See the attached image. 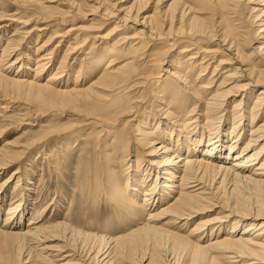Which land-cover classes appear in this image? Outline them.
Returning a JSON list of instances; mask_svg holds the SVG:
<instances>
[{
    "label": "bare ground",
    "instance_id": "bare-ground-1",
    "mask_svg": "<svg viewBox=\"0 0 264 264\" xmlns=\"http://www.w3.org/2000/svg\"><path fill=\"white\" fill-rule=\"evenodd\" d=\"M49 1L53 0L41 1L40 8L53 7L44 3ZM86 1L93 2L87 5L88 14L98 17L108 14L116 19L111 30L95 36L89 49L79 58L87 61L79 65L76 75L85 62L90 63L93 71L98 70L96 78L88 85L82 86L76 83L77 80L68 84L69 80L62 78L64 72L72 70L66 57L75 53L85 40L67 45L44 81H38L35 76L42 69L52 67L66 35L77 26L62 33L53 31L51 41L39 44L33 51L36 66L26 65L23 66L25 69H20L17 65L12 76L1 70L19 61L18 48L6 43L0 49V87L10 102L23 105L19 108L23 110L21 117H12V112L5 114L7 105L1 104L0 120L6 122L0 124V137L5 131L7 135L12 123H16L17 128H25L0 144V173L21 159L30 158V152L37 150L36 158L46 162L47 172L55 171V182L58 181L68 173L66 162L76 153L78 141H83L88 149L96 146L87 134L80 136L79 132L83 126L93 124L99 128L98 132L105 133L103 140L111 138L110 150L119 156L118 164H115L116 168L112 167L113 159L107 154L103 167L95 163L90 169L88 150L81 147L77 157H82L74 166L73 174L77 179L74 192L79 203L85 204L87 188L92 196L90 200L103 199L101 208L111 204L117 215L133 216L131 218L139 226L122 235L87 233L84 236L91 237L93 244L88 246L86 253H77L73 240L70 242L64 234L67 231L64 221L49 222V219L45 223L42 220L45 211H50L48 218L55 215L58 195L39 211L37 207L34 210L26 205L30 192L35 193V187L28 186L27 183L34 182L28 176V168L20 163L0 179L2 204L6 196L2 195L4 185L15 178L0 223V235L7 236V240L0 241V246L10 257L17 259L26 252V259H38L40 264H184L179 257H187L189 264L193 261L264 264V207L259 206L252 214L238 201L234 202L233 208H224L218 199L220 210L211 216L206 214L217 207L218 203L213 202L211 194L224 180H246L264 187V117L256 120L258 112L264 109V39H259L264 34V7L251 16L252 22L260 20L261 26L252 30L259 43L248 51L245 48L248 31L244 28L247 17L238 12L236 5L240 0H149L144 5L134 4L141 0H132L131 3L129 0H114L111 10L102 5L104 0ZM256 1L264 5V0ZM150 2L154 7L147 11ZM72 6L75 8L73 14L61 9L56 12L68 16L81 10L79 2L72 0ZM208 6L222 7L227 17L223 13V18L214 20L211 15H205L208 12L204 9ZM5 13H0V18ZM15 13L18 12L14 11L10 16L18 22ZM34 17L31 14L21 19V28L24 29ZM45 28L39 26L35 29ZM23 37L21 35L18 41ZM106 46L109 49L104 52ZM115 46L131 53L130 56L119 60L113 53ZM172 47L173 51L167 54ZM11 55L15 57L6 60ZM137 58L142 61L135 62ZM139 65L148 69L138 73ZM210 67L211 74L205 78ZM28 70L33 71V78L25 72ZM85 78L87 75L80 83ZM214 78L219 80L216 86ZM131 86L135 87L131 91L137 95L129 101L125 89ZM31 88L37 89L38 93H32ZM42 92H46V96ZM252 93L256 94L253 98ZM22 95L35 102L43 97L44 104L39 109L54 104L61 109L84 110V117H79L78 124L45 130L49 123L37 124L36 117L31 116L39 114L24 102ZM144 95L151 96L149 104ZM48 96H59L60 100L49 101ZM137 101L143 104L141 108L132 104ZM228 104L231 106L229 110L226 108ZM151 110L157 113V117H149L153 115ZM137 111H146V116L135 117ZM228 114L231 115L229 125ZM117 119L120 123L116 127L109 126ZM134 121H137V127L131 137L121 128L135 125ZM150 123L152 126L148 127ZM34 125L44 128L36 131ZM89 128V133L95 129ZM245 130L248 131L247 138L243 141ZM21 135L27 136L18 140ZM72 136L75 137L72 144L62 141H69L68 137ZM52 139L55 146L48 147ZM240 142L241 148L236 151L235 146ZM144 155L152 156L144 160ZM42 161H36L40 171L39 177L35 178L37 185L43 172ZM152 173V180L148 183ZM55 184L59 187V183ZM40 196L37 197L41 200ZM33 201L31 203L35 204ZM30 209L34 211L31 215ZM28 214L22 227L20 222ZM14 218L11 226L9 223ZM184 227L187 232H180ZM69 232L74 235L76 230L70 228ZM148 240L160 245L163 252H143ZM140 245L143 247L139 249Z\"/></svg>",
    "mask_w": 264,
    "mask_h": 264
},
{
    "label": "rangeland",
    "instance_id": "rangeland-1",
    "mask_svg": "<svg viewBox=\"0 0 264 264\" xmlns=\"http://www.w3.org/2000/svg\"><path fill=\"white\" fill-rule=\"evenodd\" d=\"M23 1H25V2H23ZM41 1H43V0H16L15 2H13V0H0V13L3 14L6 12L5 16L0 18V49L6 43H8L7 45H12V46L16 45L15 48H18L16 50V53H20L19 61L13 63L8 69L1 70V72L6 73V75H8V76H12L15 72L17 65H20V69L26 65H28L31 68H34L36 66V64L33 61V60H35V56H34L33 51L35 50V48L39 44L50 42L51 38L53 36V31H55V30L62 33L63 31H65L66 29H68L70 27L74 28L77 26V28L71 29L68 32V34L66 35L64 45L61 47L60 50H58L56 52V55L54 57V61L52 63V67L48 70L42 69L35 76L38 79V81H44L45 80L44 78L50 72H52L54 70L55 66L57 65L58 60L61 58V56L65 52L67 45L73 44V42H78V41L82 42L83 40H85L84 44L81 45V47L75 53H73L70 57H66V62L69 63V69H72V70L68 71L69 70L68 69L67 70L68 72H66V73L64 72V75L62 76V78L66 79V80L68 79L69 80V81H67L68 84H73L72 82L74 80H77L76 83L82 84V86L88 85L91 81H93L96 78L98 70L93 71L90 63L85 62V66L84 67L81 66L80 70L78 71L79 75H76V71L79 68V65L83 61H87V60H83V59H79V58H81L80 56L82 54H84V52L89 49L91 41L95 36L108 33L111 30V28L115 24L116 19H114V17H109L108 14H100V17L88 14V11L86 9H87L88 3H93L91 1L88 2L86 0H73L74 3L78 4V2H79V8L81 10L76 11V13L74 15H68V16H65L63 14L58 13V12H56V10H59V9L64 10V11L69 10V14H71V13L73 14L75 8H74V6L70 7L72 0H53V1H49V2H44L45 4H52L53 7H49V8H40L41 7ZM147 1H149V0H141V1L135 2L134 4L135 5H137V4L144 5ZM58 2H60V3H58ZM112 2H114V0H104L102 5L104 7H107L108 10H111L112 5H113ZM131 2H132V0L128 1V3H131ZM189 3H192V1H190ZM149 4H150L149 7H147V9H146L147 11H149V10L151 11L154 7L153 2H150ZM236 5L238 8V12L242 16L247 17V20L244 21V28H247L246 30L248 31L245 48H247V50L250 51L259 43V41L256 39L257 37L254 38V36H253L254 32L252 30L253 29H255V30L259 29V26H261V25H259L261 23V22H259L260 20H256L255 22H252L253 19L251 18V16L254 15L255 13H257L258 9L263 8L264 5L259 4L256 0H252L250 2H247V0H240L236 3ZM251 7L253 9L255 8V10L253 11V9H250ZM70 9H73V11H70ZM204 10H206L208 12L205 15H211L214 20L219 19V18H223V13H225V16L227 17V14L224 11V9L222 7H219V6H208V8H206ZM14 11L18 12V13H15V15L18 16V22L14 21L13 18H11V16H10L11 13ZM98 13H101V11L99 10ZM144 13H142V14H144ZM31 14L35 15L34 19H30L29 23L24 27V29H22L21 23H19V21L21 19H26V18L30 17ZM262 18H264V16H262ZM39 26H46V28L43 30L35 29L36 27H39ZM25 30H27V32ZM262 33H264V32H262ZM21 35L24 36L23 40L18 41V38ZM72 36H75V39H73ZM262 37L263 38H259V39L260 40L264 39V34ZM8 38L10 40L7 42L6 40ZM81 42L79 44H81ZM51 46L52 45H50L49 47H51ZM108 47L109 46H106V48L104 49L105 50L104 52L108 51V49H109ZM115 48L118 49V47H116V46L113 47V50H114L113 53L118 55L119 60H125L126 57L130 56V54H131V53H125L124 51H121L119 49L116 50ZM173 49H174V47H172L170 50H168L167 54L171 53V51H173ZM254 52L256 53L257 50H254ZM105 54H107V53H105ZM171 55H173V54H171ZM64 56H68V55L65 54ZM74 56H76L75 59H74ZM14 57H15V55H11L6 60H12ZM168 57H170V56H168ZM141 61H142V59L137 58V60L135 62L140 63ZM120 62H122V61H120ZM3 65H5V63ZM23 69H25V67ZM147 69L148 68L145 67L144 65H139L138 73H143ZM211 70H212V67H210L206 71L205 78L209 77V74H211ZM25 72L28 73L29 78H33V76H34L33 71L28 70ZM17 73H18V75L20 74V72H17ZM68 74H70L71 76H69ZM85 75H87V78H85L82 81V83H80L81 78ZM74 76L77 79H75ZM134 81H137V80H134ZM218 82H219V80L214 78V85L215 86ZM134 88L131 86L130 88L125 89L129 101H131V98L133 96L137 95V93H134L133 91H131ZM31 92L32 93H38V90L35 88H31ZM42 93L46 96V92H42ZM43 94H41V95H43ZM255 95H256L255 93H252L251 98H253ZM7 96L8 95H5L3 93L2 88L0 87V106H1V104H5V105H7L6 110H8L5 114L12 112L13 113L12 117H21L19 115H20L21 111H23V110H19V108H22L23 105L22 104L18 105L19 102H15V103L12 101L10 102L6 98ZM144 96L148 100L147 104H149V101H151L150 99H152L151 96H147V95H144ZM25 97L26 96L22 95L24 102H26L27 105L32 110L36 111L39 114L36 116H33V115L31 116V117H36V120L39 122L37 124H41L42 122H48L49 123L48 124L49 126H47V128L45 130L55 128V127H58V128L68 127L70 124H76V123L78 124L80 122L79 117H84L83 116L84 110H75V109H71L69 107L68 108L65 107V108L61 109L59 107V105H54V104L45 105V107L43 109H39V107L42 104H44V98L43 97H39L37 102L30 101V100L28 101V100H26ZM46 98L49 101H53L55 96L54 97L48 96ZM56 98L60 100L59 96H57ZM56 98H55V100H56ZM237 98H239V97H236V99ZM231 100H233V98ZM132 104L137 105L138 108L139 107L141 108V106H143V104H140L138 101L133 102ZM152 105H154V103H152ZM201 107L203 108V104ZM226 108H228V110H229L231 108V106L228 104L226 106ZM65 109H68V110L65 111ZM147 109H149V106H147ZM136 113H137V115L135 117L139 118L141 116L145 117L147 112L146 111H142V112L137 111ZM230 113H231V111H230ZM150 114H153V115H150L149 117H153V116L157 117V113H155L153 110L150 111ZM85 115L91 116V114H85ZM1 117L2 116H0V118ZM263 117H264V109L261 112H258L256 120L262 119ZM119 120L117 119L114 122L109 123V126L116 127V125H118L120 123ZM230 121H231V115L228 114V125H229ZM247 121L249 122V120H247ZM3 122H6V121L0 120V124ZM146 122H149V121L146 120ZM153 122H155V119ZM134 123H135V125L124 126L121 128V130L128 131L129 135L131 137H134V134L136 131L135 127H137V121H134ZM88 126L93 128V129L95 128L94 130H92L90 132L91 134L89 133L90 128ZM88 126H83L80 129V131H79L81 134L80 136H85L87 134L89 136L91 142L94 143L96 146L88 149L86 147V145L83 144V141H78L80 143H78L76 145V147H77L76 153H74L72 155V158L69 162H66L67 163L66 166L68 167V173L69 174L64 173L63 177L62 176L59 177L58 181L56 180V182H55V178H54V176H56L55 171L50 170V173L47 172L46 162L44 160L42 161V158H38V159L36 158L37 150L30 152V154H29L30 158H28L29 160L28 159L25 160V158L21 159L19 163L8 167L6 170H4L0 173V179H3L4 177H6L9 174V171H11L17 165H19L20 163L25 164V166L28 168V176L30 177L31 181L34 182L32 184L31 183H27V184H28V186L32 185V187H35L34 188L35 193H33V191L30 192V195L26 201V205H28V207H30V208H34V210H35V207H37V211H39L44 204H46L48 201H51L54 196L58 195L57 197L59 198L58 199L59 204L57 206V209L54 212L55 215L51 216V218H53V219L48 218L49 212H50L48 210V211L44 212L45 214L42 216L43 217L42 220L45 223H47V221L49 219L51 220L49 222H55V221H61V220L64 221V223H66L64 225L67 228L66 229L67 231L64 234L65 235L67 234L68 239L70 238V240H69L70 242L73 240V243L76 245V248H77V253H79V254L86 253L88 251V246L93 244V239L91 237L84 236L87 233H95L98 235L99 234L122 235L125 232H127L128 230L139 226L137 221L133 220L134 218H131L133 216L127 217V215H117L111 204H108L107 207L101 208L100 203H101V201H103V199H99V197H96V199L94 201L90 200V197H92V196H91L90 191H88L87 188L85 191L87 194L85 204H84V202H82V204L79 203L80 200L78 199V195L74 192L76 190L77 179L75 177V174H73V173L75 172L74 171L75 162L79 161L82 157L81 155H80V158L77 157L79 155V152L81 151V147L85 151L88 150L87 151V153H88L87 157L89 160L90 169L95 165V163L97 164L98 167H103V162H106L107 154L113 159V161L111 162L112 167L116 168L115 164H118L117 161L119 158V156L113 154L112 151L110 150V148L112 146L110 144L111 138L109 137V139L103 140V136L105 135V133L102 135L103 131L98 132L99 128H97L93 124L88 125ZM147 126L149 127L152 125L150 123ZM43 128L44 127H41L39 125H34V127H33V129L36 131L43 130ZM141 128L146 129L143 127H141ZM23 129H25V128H23V127L17 128L16 123H12L11 127L8 129L7 135H6V131H5L3 133V135L0 137V144L5 139L10 140V139L14 138L18 134H20ZM224 129H225V126H224ZM247 132H248L247 130L244 131L245 137L243 138V141L247 138V136H246ZM26 136L27 135H25V136L21 135L18 140L24 139ZM68 138H70L69 141H65L66 139H64L62 141L66 142V144H68V143L72 144L75 140V137H73V136L68 137ZM229 141L230 140H228V142L227 141L226 142L229 143ZM242 142H240L238 145L236 144V146H235L236 151L240 150V148H241L240 146L242 145ZM102 144H105V145H102ZM53 146H55L54 139L51 140L48 147H53ZM244 153H245V151H244ZM150 156H152V155H149V156L144 155L143 156V157H145L144 160H146ZM103 157H104V159H103ZM156 159H159V158H156ZM36 161H42V167L41 168H42L43 172L41 171L42 175H40L39 185H37L38 183H36L37 180L35 179V178L39 177V173H40L39 165L36 164ZM69 164H70V167H69ZM101 172L102 171L99 170V175L102 176ZM153 174L154 173H152L150 175L151 179L148 181V183H150V181L152 180ZM14 179L15 178H11L4 185L2 195L6 194V196L4 199V203L3 202H2V204L0 203V223H2L3 218H4V211L7 207L8 195H9V192L11 191L12 185L14 183ZM51 180H52V183H51ZM228 181L229 180H224V182L220 184L218 189H215L213 191V194H211V198L213 199V202L215 204H217V203L218 204H217V207H215V210L207 211L206 214H209L208 216L214 215L217 210H220V203L217 202L218 199H219V201L223 202V204H221V205L224 206V208L225 207L226 208H233L234 202L238 201V203H240L244 206L245 210L248 213H252V214L255 213L256 209L259 206L264 207V187L263 186L252 184V182H249L246 180L237 179L234 181H229V182ZM55 183H59V187H55V185H56ZM35 185H37V186H35ZM48 185H49V189L45 190L46 187L48 188ZM38 194L41 195L40 196L41 200L44 199L43 201H41L39 199V197H37ZM32 200H34L33 202H36V203L35 204L31 203ZM29 212H30V215L34 213V211H32V209H30ZM203 214H205V213H202L201 215H203ZM66 216H68V217H66ZM16 217H18V214L16 215ZM28 217H29V214L26 215V217L24 219H22V221L20 222V224L22 223L21 224L22 227L24 226L23 224H25L27 222ZM15 218L13 219L12 223L11 222L9 223L10 225L14 223ZM11 226H10V228H11ZM4 228L6 229V226H4ZM13 228H15V227L13 226ZM70 228H72L73 230H76V233L74 235L70 234V232H69V234L67 233ZM184 228H182L180 232L183 233V231H184V233H186L187 228H185L186 230H183ZM157 231H162V230H157ZM58 232L60 233V230ZM6 237L7 236L0 235V241L3 242V240H7ZM159 246L160 245H158V244L156 245L152 240H151V243L148 240L145 247H144L145 250L143 252H151V251L163 252L164 249L160 250L161 247H159ZM142 247H143L142 245L138 246L139 249ZM25 254H26V252H24L23 255L18 256L17 259H15L13 256L10 257L7 254V250L4 249L2 246H0V264H13L12 261L15 262L14 264H40L41 263V261L38 259H31V258H30L31 260L29 258L26 259L27 255H25ZM10 260H12V261H10ZM24 260H28V261L26 263H22V262H24ZM179 260L184 262V264H189V262H190L187 257H185V258L179 257ZM192 264H206V263H203L201 261H198V262L193 261Z\"/></svg>",
    "mask_w": 264,
    "mask_h": 264
}]
</instances>
